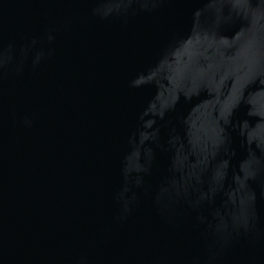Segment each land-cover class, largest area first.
<instances>
[{
    "label": "water",
    "instance_id": "1",
    "mask_svg": "<svg viewBox=\"0 0 264 264\" xmlns=\"http://www.w3.org/2000/svg\"><path fill=\"white\" fill-rule=\"evenodd\" d=\"M0 264H264V0H0Z\"/></svg>",
    "mask_w": 264,
    "mask_h": 264
}]
</instances>
